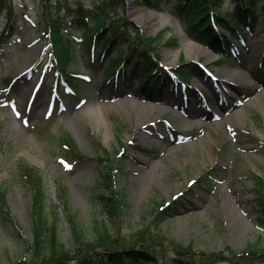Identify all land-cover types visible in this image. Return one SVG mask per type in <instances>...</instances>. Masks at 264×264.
<instances>
[{
    "label": "rangeland",
    "instance_id": "rangeland-1",
    "mask_svg": "<svg viewBox=\"0 0 264 264\" xmlns=\"http://www.w3.org/2000/svg\"><path fill=\"white\" fill-rule=\"evenodd\" d=\"M62 1V13L69 22L79 3L89 9L94 0ZM126 1L129 19L145 36L162 32L153 42L160 64L173 67L182 58L200 60L221 89L214 79L193 78L209 96L205 103L195 93L189 102L182 94L146 96L139 90L138 75L127 74L121 85L111 86L112 78L104 83L101 76L108 60L93 62L83 53L82 40L76 45V61L71 67L79 79H68L75 92L64 90L63 99L54 106L56 69L37 32L41 0H13L17 11L14 32L0 52V185L7 190L4 208L23 233L0 212V263L16 259L33 238L32 191L15 174L19 161L40 169L51 204L59 203L57 188L65 183L73 207L90 224L94 215L102 216L93 197L100 187V157L114 162L124 156L117 184L128 206L112 222L121 233L130 234L157 219L168 238L191 243L198 250L227 246L241 250L257 241L264 246V229L255 207L257 176L264 177V9L257 4V27L244 41L236 37L238 53L220 62L221 54L209 47L205 52L190 53V43L196 40L176 9V0H164L159 8ZM233 6V0H225L223 7L229 10ZM153 11L158 15H152ZM4 23L5 18L0 32ZM67 27L72 35L83 34L80 26ZM171 36L177 38L176 43L169 42ZM124 49L126 44L118 41L109 56L116 57ZM128 57L131 68L137 56L130 52ZM81 73L89 77L80 79ZM8 76L16 77L11 87ZM122 100L135 104H120ZM92 106H99L100 114H86ZM177 116L188 124L182 125ZM65 133L81 148L82 158L66 160L60 155V139ZM60 213V234L70 239L68 221L62 210ZM167 255L166 264H175V255ZM125 264H161V259L156 256Z\"/></svg>",
    "mask_w": 264,
    "mask_h": 264
},
{
    "label": "trees",
    "instance_id": "trees-1",
    "mask_svg": "<svg viewBox=\"0 0 264 264\" xmlns=\"http://www.w3.org/2000/svg\"><path fill=\"white\" fill-rule=\"evenodd\" d=\"M163 1L137 0L152 8H159ZM176 1V9L185 18L188 32L222 53L223 59L233 55L237 36L245 38L246 28L254 30L258 20L257 4H261L264 9V0H233L234 6L229 10L223 7L225 0ZM63 7L62 0H41L37 32L48 47L57 74L67 80H76L71 67L76 61V45L80 42L78 37L68 32V25L84 28L81 49L87 54H95L99 47L102 56L107 55L118 41L126 42L138 58L132 72L142 77V88L145 90H155L157 94L166 88L173 91L178 86L187 85L198 75H206L199 63L184 62L183 58L171 68L161 65L153 53V42L162 32L155 36H145L142 29L129 19L126 0H94L89 9H85L81 2L76 9H70L72 19L69 22L68 16L62 13ZM16 12L13 0H0V24L2 18L6 19L0 33V50L14 32ZM218 25L228 30L230 35L218 28ZM176 40L174 36L169 38V42L176 43ZM122 55L121 51L118 57L110 58L109 68H119L123 62ZM139 59L142 60L140 69ZM5 78L7 83L13 79L12 76ZM2 128L3 124L0 122V131ZM60 143L59 153L66 160L80 159L85 155L70 134L62 135ZM95 152L101 156L99 149L96 148ZM100 160L97 179L100 187L93 197L101 207L102 216L94 215L90 224L73 207L65 183L60 182L57 188L59 203L51 204L48 202L46 184L40 169L24 161L17 163L15 174L32 191L33 238L25 252L21 250L16 259L0 264H74L73 261H76L75 264H125L130 261L152 260L156 256L161 259V264H166L165 258L169 252L175 255V264H259L264 261V246L259 241L250 243L241 250L230 246L215 251L198 250L191 243L184 245L168 238L157 219L130 234L121 233L113 227L112 222L122 217L128 206L125 193L117 184L124 156L116 158L114 162L101 157ZM257 177L255 207L259 224L264 229V177ZM6 194V188L0 185V212L6 214L5 219L19 233H23L21 225L4 208ZM60 210L71 229L70 239H65L60 234Z\"/></svg>",
    "mask_w": 264,
    "mask_h": 264
},
{
    "label": "bare ground",
    "instance_id": "bare-ground-1",
    "mask_svg": "<svg viewBox=\"0 0 264 264\" xmlns=\"http://www.w3.org/2000/svg\"><path fill=\"white\" fill-rule=\"evenodd\" d=\"M152 15H158V12L157 11H153L151 12ZM142 16V15H141ZM160 18V17H159ZM142 19V18H141ZM191 46H189V50H190V53L191 54H197L198 52H205V50L207 51L209 48L208 47H205L204 45L202 44H199L198 42L192 40V42L190 43ZM205 49V50H204ZM210 51V50H209ZM120 85V83H118ZM161 94H164V92H160ZM128 103H131V104H135V102L133 100H128V101H120V104H128ZM138 105V104H137ZM139 106V105H138ZM107 106L106 105H103V108H106ZM164 108V107H162ZM100 107L98 106H92L90 107L88 110H86V114L88 113H92L91 115H95V114H100ZM165 109V108H164ZM84 111V110H82ZM179 122L185 126V124H188V120H186L185 118L183 117H179L177 116L176 117Z\"/></svg>",
    "mask_w": 264,
    "mask_h": 264
}]
</instances>
